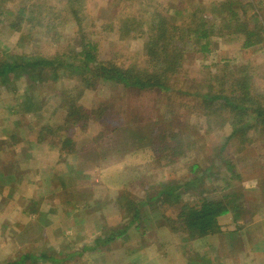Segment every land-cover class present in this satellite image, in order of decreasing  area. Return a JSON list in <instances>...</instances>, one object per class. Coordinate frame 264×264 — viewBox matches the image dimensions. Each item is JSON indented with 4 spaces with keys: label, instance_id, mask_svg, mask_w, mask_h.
Listing matches in <instances>:
<instances>
[{
    "label": "rangeland",
    "instance_id": "374dc122",
    "mask_svg": "<svg viewBox=\"0 0 264 264\" xmlns=\"http://www.w3.org/2000/svg\"><path fill=\"white\" fill-rule=\"evenodd\" d=\"M34 1L27 8L34 14L35 26L31 37L26 35L19 41V47V34L9 27L11 19L0 23V61L22 54L45 59L65 49L68 41L79 38L62 0ZM150 1L131 0L127 9L120 0H84L81 27L85 39L97 44L96 62L144 65L142 49L147 40H120L114 32H107L113 21L106 14L103 18L102 12L109 8L113 16L122 15V11L134 13L145 9ZM225 1L152 0L151 5L172 12L181 3L186 10L199 12L217 32L219 21L212 17L211 9ZM248 1L254 6L259 1L264 3ZM22 4L23 0L4 1L6 9L13 12ZM234 10L238 12L237 7ZM252 13L251 8L246 11V15ZM181 20L178 18L177 23ZM38 21L41 23L36 24ZM28 29L25 26L24 32H30ZM210 41L208 55L185 51L179 73L172 76L171 93L125 90L111 82L90 79V87L75 103L88 118H80L69 131L65 129L68 108L60 101V92L72 89L76 81L64 80L65 72L58 71L57 82L34 84L28 92L22 81H16L14 93L0 85V141L4 142L0 147V171L3 177L15 169L20 171L15 178L19 179L18 187L10 197L6 180L0 178L4 186L0 187V264L39 253L48 260L36 264H264V137L254 134L252 142L241 150L236 145L226 148L219 163L216 149L228 129L218 130L215 122V129L208 130L198 106L182 110L185 104L195 103L186 92L204 87L207 90L213 78L216 93V80L235 67L253 68L255 90L262 93L264 48L242 50L238 42L215 35ZM179 129L184 131L178 132L179 137H189V147L180 158L173 159L174 163L167 164L157 157L156 145L150 148V140L154 132L167 134ZM225 163L233 165L236 176L225 171ZM196 164L200 169L213 164L201 185L203 196L218 199L239 194L236 204L244 214L243 219H235L234 212L229 211L218 221V234L189 240L183 231H170L160 216L175 221L180 202L193 201L191 192L171 206L160 207L157 203L155 210L143 201L159 186L202 175L192 173L191 167ZM133 202L139 207V218L125 230L126 236L82 252L94 245L97 236L101 242L106 235L115 234V229L125 227L130 221L127 207L131 208ZM31 213L35 216L28 218ZM33 230L39 233V241L25 239L21 243L23 237L17 236ZM14 245L16 251L12 252ZM26 248L30 253L24 252ZM136 248V252H130Z\"/></svg>",
    "mask_w": 264,
    "mask_h": 264
},
{
    "label": "trees",
    "instance_id": "16d2710c",
    "mask_svg": "<svg viewBox=\"0 0 264 264\" xmlns=\"http://www.w3.org/2000/svg\"><path fill=\"white\" fill-rule=\"evenodd\" d=\"M4 1L0 0V23L6 19H11L9 27L19 34V40L16 44L19 47L26 35L31 37L29 35L35 26L34 14L27 8L28 4L34 0H23V4L15 12L8 11ZM120 2L125 3L126 8L129 9L131 0H120ZM151 2L152 0L145 9H136L134 13L122 11V15L113 16L109 8L102 12L103 18H106V14L113 21L112 27L107 32H114L120 40L136 38L147 40L142 49L145 57L144 65L125 67L123 64L116 65L112 62H96L97 44L85 39V32L81 27L84 0H62L61 3L65 6L66 13L78 28L79 38L75 37L70 42L68 41L69 44L65 49L60 52L57 51L58 53L45 59L35 58L30 54H22L21 57L18 55L13 58L10 57L8 60H1L0 85L8 87V91L14 93L17 90L16 81H22L24 90L28 92L29 89L34 88V84L45 85L49 82H57L58 71L62 70L65 72L62 76L64 80L76 81V86L72 89L60 92V101L64 107L68 108L65 129L69 131L76 127L80 118H88L86 113L80 112L75 103L84 89L90 87V79L92 78L111 82L112 85L120 86L125 90L134 89L138 92H144L158 89L171 93L173 89L172 76L175 77L179 73L181 64L185 60V51L191 49L195 54L208 55L211 52L212 43L210 40L213 35L238 42L242 50L264 48V3L261 1L258 2V6H254L248 0H227L219 5H214L211 9V15L213 14L212 17L219 21L217 32L213 31L212 24L200 17L199 12L186 10L181 3L179 7L170 12V9L160 5V7L151 5ZM32 4L35 6L34 3ZM234 7L238 8V12L234 10ZM250 8L253 13L246 15V11ZM178 18L182 20L177 23ZM40 23L38 21L36 24ZM25 26L29 27L30 32H24ZM44 27L47 29L46 25ZM19 41L21 42L19 43ZM245 67L228 69L225 75L219 76L216 80L218 87L216 93H213L216 87L211 84H214L213 78L207 84V90L204 87V90H198L194 93L186 92L195 103L191 106L185 104L182 110L187 111L191 107L198 106L208 130L215 129V122L219 126L218 130L228 129L227 134L221 137L216 149L215 159L219 163L222 162L221 156L225 154L226 148L236 145L241 150L252 142L250 137H253L254 134H257V137H264V91L257 93L252 80L254 70ZM13 113L16 114V111ZM157 127L158 124H156ZM178 132L181 134L184 131L179 129L175 132L168 131L167 134L166 131H160L157 134L154 132L150 140V148L153 150L156 145L158 147L157 157L164 158V162L167 164L174 163L173 159L180 158L186 148L189 147V137L183 139L182 135L179 137ZM11 137L9 138L11 139ZM159 140L162 141L161 145ZM0 142H2L0 143L1 147L4 142ZM24 155L28 157V153H24ZM225 165L227 166L225 171L230 173L232 177L236 176L233 165L228 163ZM212 166L213 164L208 165L204 169H200L198 164L192 166V173H202V175L192 177L187 182H171L166 186H159L153 195L148 193L143 203L152 205L153 210H155L153 207L155 204L159 203L160 207L163 205L171 206L179 202L183 194L191 192L193 201L180 202L181 207L175 221L163 214L160 216L161 219L170 231L174 233L183 231L188 235L189 240H201L218 234L220 232L218 225L220 218L227 215L229 211H233L235 219H243L244 213L236 204L239 201V194L224 195L218 199H208L203 196L205 190L203 187L201 188V185L203 186L205 174L212 170ZM19 172L15 169L8 176L3 177L4 174L0 171V178L7 182L5 186H7L9 197L18 187L16 183L19 179L15 178L19 176ZM0 187L3 188L4 186L0 185ZM33 204H37V202H33ZM67 204L68 202L64 203V205ZM133 204L134 202L131 203V208L127 207L129 208L127 209V217L130 216V221L125 227L123 226L121 229L120 226L118 230L115 229V234L106 235L101 242V237L97 236L93 240L94 245L84 248L82 252L85 249L94 250L96 246L105 247L117 238L126 236L125 230L131 224H135L139 218V207L138 205L133 206ZM23 210L26 211V209ZM63 215L61 219L65 218ZM46 222L49 223L48 220ZM137 249L130 252L134 253ZM44 260H48V257L39 253L37 255H21L17 261L7 264H36Z\"/></svg>",
    "mask_w": 264,
    "mask_h": 264
},
{
    "label": "crops",
    "instance_id": "0c3cea01",
    "mask_svg": "<svg viewBox=\"0 0 264 264\" xmlns=\"http://www.w3.org/2000/svg\"><path fill=\"white\" fill-rule=\"evenodd\" d=\"M21 211V210H20ZM31 215H34V214H31ZM21 217H23L24 215L22 214V212H21V215H20ZM35 216V215H34ZM28 218L30 217V215H28L27 216ZM223 218V217H222ZM34 218H32V220H33ZM12 233H16V234H19V232L17 231V232H15V231H11ZM25 234L23 235V234H19L17 237H18V239L20 238V237H23V240H20V242L21 243H25L26 241H29V240H31V239H34L35 240V238H36V241H39V233L37 232V231H32L31 232V234H30V232H28L27 233V231H25L24 232ZM25 239H27L26 241H25ZM19 242V243H20ZM20 243V244H21ZM31 243H33V240L31 241ZM40 243V242H39ZM28 244V243H27ZM13 245V244H12ZM4 247V246H3ZM2 247V248H3ZM34 248V247H33ZM21 249V248H20ZM264 250V249H263ZM10 251H12V252H14V251H16V248H15V245L14 246H12V249L10 250ZM17 251H19V249L17 250ZM24 252H29V249L28 248H26V250H24ZM18 260V259H17ZM16 260V261H17Z\"/></svg>",
    "mask_w": 264,
    "mask_h": 264
}]
</instances>
